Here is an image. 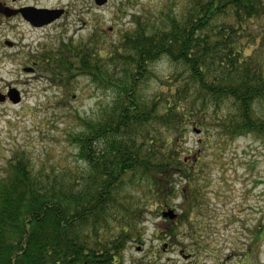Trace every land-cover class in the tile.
Here are the masks:
<instances>
[{
    "label": "trees",
    "instance_id": "trees-1",
    "mask_svg": "<svg viewBox=\"0 0 264 264\" xmlns=\"http://www.w3.org/2000/svg\"><path fill=\"white\" fill-rule=\"evenodd\" d=\"M172 2L159 17L132 16L133 28L110 45L96 30L39 58L59 86L85 76L109 102L69 135L76 167H37L28 151L8 159L0 264H127L126 252L161 218L157 237L184 249L182 226L194 240L204 213V170L186 157L190 134L204 130L202 144L217 155L243 137L264 147V0ZM164 61L172 73L160 78L155 66ZM168 210L174 221L163 217ZM257 230L249 261L264 241V225Z\"/></svg>",
    "mask_w": 264,
    "mask_h": 264
},
{
    "label": "rangeland",
    "instance_id": "rangeland-1",
    "mask_svg": "<svg viewBox=\"0 0 264 264\" xmlns=\"http://www.w3.org/2000/svg\"><path fill=\"white\" fill-rule=\"evenodd\" d=\"M6 2L0 0L2 4ZM172 3L112 0L98 8L94 0L42 2L39 5L66 8L69 15L58 25L35 32L19 19H5L0 14V54L22 55L0 59V94L15 90L21 97L18 104L0 102V178L8 159L18 151H28L37 167L79 165L69 135L80 130L79 117H91L109 102L107 95L85 76H76L67 87L59 86L56 75L42 67L39 56L45 52L43 47L57 50L72 38L74 45L80 44L96 30H104L102 35L106 45H110L121 32L132 27V16L159 17ZM22 4L37 5L34 0ZM3 40L12 41L17 47L3 48ZM35 65V74L24 73V68ZM155 71L160 78L172 73L165 61L157 64ZM156 87L157 83L152 82L149 91ZM207 135L204 130L190 134L186 154L189 161L198 162L204 170L197 186L203 197L204 213L192 224L197 233L195 239L187 235L190 226L185 223L179 239L184 249L179 245L174 250L166 248L168 240L159 239L156 230L166 228L167 221L151 220L145 228L143 244H133L126 252L127 264L154 258L155 264H264V241L251 261L244 257L258 226L264 225V147L252 137H243L217 155L212 149L214 144L208 149V143L202 144ZM180 203L181 200L177 201Z\"/></svg>",
    "mask_w": 264,
    "mask_h": 264
},
{
    "label": "flooded vegetation",
    "instance_id": "flooded-vegetation-1",
    "mask_svg": "<svg viewBox=\"0 0 264 264\" xmlns=\"http://www.w3.org/2000/svg\"><path fill=\"white\" fill-rule=\"evenodd\" d=\"M27 0H7L6 3L2 4L0 3V14H3V16L5 17V19H10V18H14V19H19L26 27H28L32 32L38 31V30H43L46 29L48 27H54L56 25H58L59 22L63 21L64 19L66 20V18L69 15V11L66 8H60L57 6L54 7H46V6H41L39 5V3L42 2H53L55 0H34L36 2L37 5L35 6H29L26 4H22L23 2L25 3ZM97 1H105V6L110 4L112 2V0H94L95 2V6L96 7H102V6H98L97 5ZM33 10H46L48 11V13L42 18V19H38L36 18V16L34 15V11ZM120 13L122 14L123 17H126L127 14L125 12H123L122 10L120 11ZM67 25V24H65ZM64 25L60 26L63 27ZM113 30V29H110ZM104 31V30H102ZM74 42L73 38L72 40L69 42L72 43ZM3 48H7V49H11V48H16L17 45L15 43H13L12 41L9 40H3ZM45 50V52L43 53V55L41 54L39 57H48L50 55H47V53L50 50L53 49H49L46 47H43ZM51 48V47H50ZM22 55H10V54H0V59L1 57H21ZM29 57H38L37 55H30ZM28 69L32 70L29 71ZM37 69V66L35 65L34 68H24V73L27 74H35ZM14 91V94L12 95V98L15 99L14 101H18V102H14L11 97L10 94L11 92ZM10 93H6V95H2L0 94V97H2V101L0 102H10L13 104H18L21 100L20 94L18 91L12 90ZM18 94V95H16ZM166 247V246H165ZM191 264H195V263H191Z\"/></svg>",
    "mask_w": 264,
    "mask_h": 264
},
{
    "label": "water",
    "instance_id": "water-1",
    "mask_svg": "<svg viewBox=\"0 0 264 264\" xmlns=\"http://www.w3.org/2000/svg\"><path fill=\"white\" fill-rule=\"evenodd\" d=\"M105 4H106L105 1H102V2L97 1L98 6H102ZM33 11L35 12L34 15L35 16L37 15L36 18H38V19H42L48 13V11H46V10H33ZM28 70L32 71L30 69H28ZM13 94H14V91L11 92L10 97L14 101L15 99L12 98ZM16 95H18V94H16ZM2 100H3L2 97H0V101H2ZM14 102H18V101H14ZM163 217L165 219H170V220L174 221L178 217V215L174 210H168V211L163 213ZM204 264H206V263H204Z\"/></svg>",
    "mask_w": 264,
    "mask_h": 264
}]
</instances>
